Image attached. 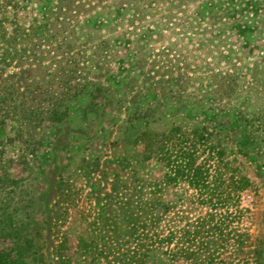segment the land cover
I'll list each match as a JSON object with an SVG mask.
<instances>
[{"label": "rangeland", "instance_id": "374dc122", "mask_svg": "<svg viewBox=\"0 0 264 264\" xmlns=\"http://www.w3.org/2000/svg\"><path fill=\"white\" fill-rule=\"evenodd\" d=\"M10 1L8 17L16 15L23 26L45 19L54 2ZM73 1L74 7L79 2L83 12L99 17L105 25L101 34L122 35L112 40L117 63L124 62V68L130 61L146 72L155 70L157 77L188 76L201 90L209 88L211 74L232 73L243 87L239 101L249 102L255 111L264 109V0ZM133 70L137 75L138 69ZM194 123L184 115L164 113L157 122L124 132L83 123L74 113L66 131L43 149L40 163L16 195L17 202H31L30 234L44 264H122L132 254L136 234V179L154 181L162 174L155 159L141 160L135 137L141 131L160 133L175 124ZM12 131L11 124L0 128V141ZM221 142L234 177L248 179L257 189L212 206L200 203L183 181L165 185L156 197L167 205L170 248L178 246L184 253L179 263L167 257L164 264H206L210 254L215 264H232L234 259L264 264V167L234 124L228 123ZM16 153V147H9L6 156ZM6 243L0 241V247Z\"/></svg>", "mask_w": 264, "mask_h": 264}, {"label": "trees", "instance_id": "16d2710c", "mask_svg": "<svg viewBox=\"0 0 264 264\" xmlns=\"http://www.w3.org/2000/svg\"><path fill=\"white\" fill-rule=\"evenodd\" d=\"M74 3L54 0L45 19L34 18L23 26L16 15L9 18L6 13L12 1L0 0V128L13 125L12 133L0 141V241L8 242L0 247V264H44L30 234L31 202H17L16 195L40 163L43 149L66 131L74 113L83 123L124 132L157 122L164 113L195 120L189 126L175 124L164 132L141 131L135 137L142 147L141 160L155 159L162 174L154 181L136 179V234L132 254L122 264H157L158 259L164 264L167 257L179 263L184 252L170 248L167 205L156 193L183 181L200 203L213 206L238 198L248 188L257 189L248 179L234 177L221 138L228 123L234 124L264 167V109L255 111L249 102L239 101L243 87L232 73L211 74L209 88L201 90L188 76L169 72L157 77L155 70L146 72L130 61L124 68V62L117 63L113 44L122 35L104 36L99 17ZM133 69H138L137 75ZM9 147H16L17 153L6 156ZM233 242L237 249L239 240ZM206 264H215L213 254ZM232 264L240 262L234 259Z\"/></svg>", "mask_w": 264, "mask_h": 264}]
</instances>
